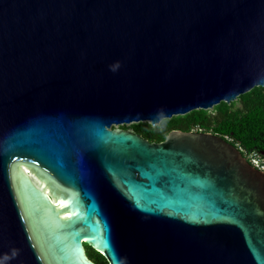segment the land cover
Returning <instances> with one entry per match:
<instances>
[{
    "label": "water",
    "instance_id": "1",
    "mask_svg": "<svg viewBox=\"0 0 264 264\" xmlns=\"http://www.w3.org/2000/svg\"><path fill=\"white\" fill-rule=\"evenodd\" d=\"M264 87V0H0V264H264V172L151 126Z\"/></svg>",
    "mask_w": 264,
    "mask_h": 264
},
{
    "label": "trees",
    "instance_id": "2",
    "mask_svg": "<svg viewBox=\"0 0 264 264\" xmlns=\"http://www.w3.org/2000/svg\"><path fill=\"white\" fill-rule=\"evenodd\" d=\"M240 107H236V101ZM234 102H221L208 110H194L184 116L163 120L151 126L143 122L121 128H131L149 142H162L173 131L211 133L226 140L246 158L250 152L264 155V87H254L238 96ZM86 255L96 264H107L104 257L85 245Z\"/></svg>",
    "mask_w": 264,
    "mask_h": 264
},
{
    "label": "built area",
    "instance_id": "3",
    "mask_svg": "<svg viewBox=\"0 0 264 264\" xmlns=\"http://www.w3.org/2000/svg\"><path fill=\"white\" fill-rule=\"evenodd\" d=\"M246 159L253 167L264 172V155L253 151L248 153Z\"/></svg>",
    "mask_w": 264,
    "mask_h": 264
},
{
    "label": "rangeland",
    "instance_id": "4",
    "mask_svg": "<svg viewBox=\"0 0 264 264\" xmlns=\"http://www.w3.org/2000/svg\"><path fill=\"white\" fill-rule=\"evenodd\" d=\"M235 102H236V107H240V104H239V103H237V100H236ZM213 109H214V108H212V109H209V110H208V113H209V114H212V113H214ZM137 124H138V123H137ZM158 125H159V124H158ZM129 126H130V125H129ZM118 127L120 128L121 126H118Z\"/></svg>",
    "mask_w": 264,
    "mask_h": 264
},
{
    "label": "flooded vegetation",
    "instance_id": "5",
    "mask_svg": "<svg viewBox=\"0 0 264 264\" xmlns=\"http://www.w3.org/2000/svg\"><path fill=\"white\" fill-rule=\"evenodd\" d=\"M123 129H130V128H123ZM158 143H160V142H158Z\"/></svg>",
    "mask_w": 264,
    "mask_h": 264
},
{
    "label": "clouds",
    "instance_id": "6",
    "mask_svg": "<svg viewBox=\"0 0 264 264\" xmlns=\"http://www.w3.org/2000/svg\"><path fill=\"white\" fill-rule=\"evenodd\" d=\"M247 160V159H246ZM249 162V161H248Z\"/></svg>",
    "mask_w": 264,
    "mask_h": 264
}]
</instances>
